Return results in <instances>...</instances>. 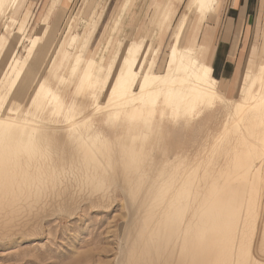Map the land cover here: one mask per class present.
Instances as JSON below:
<instances>
[{
  "label": "bare ground",
  "instance_id": "obj_1",
  "mask_svg": "<svg viewBox=\"0 0 264 264\" xmlns=\"http://www.w3.org/2000/svg\"><path fill=\"white\" fill-rule=\"evenodd\" d=\"M26 2L0 0V21L8 15L6 30L19 23L8 35L0 30V48L26 38L30 53L44 39L52 7L40 19V33L27 38L29 10L17 19ZM128 3L99 53H84L93 29L85 36L69 32L56 46V61L66 59L70 77L80 73L78 89L89 92L86 98H75V108L65 99L68 89L61 88L68 77L56 72L58 85L52 87L42 78L29 109L11 105L8 96L19 84L27 58L16 54L0 65V233L27 230L41 223L50 207L81 198L112 209L114 187L119 185L129 209L120 264H239L238 236L257 248L264 242V157L256 153L257 146H264V50L260 53L256 43L251 46L236 93L226 94L199 41L202 26L221 0H189L164 70L158 68L154 38L146 35L126 45L120 40L107 60ZM171 10L167 7L165 19L171 18ZM193 12L198 19L193 37L186 41ZM69 47L78 49L72 54ZM201 93L215 94L239 108L218 103L208 108ZM213 113L221 124L212 134L214 141L196 143L194 131L213 120ZM109 128L107 135L104 130ZM220 170L224 172L212 173ZM97 183L103 184L102 192ZM240 184L247 188L240 189Z\"/></svg>",
  "mask_w": 264,
  "mask_h": 264
},
{
  "label": "rangeland",
  "instance_id": "obj_2",
  "mask_svg": "<svg viewBox=\"0 0 264 264\" xmlns=\"http://www.w3.org/2000/svg\"><path fill=\"white\" fill-rule=\"evenodd\" d=\"M67 1L69 2L64 5L62 4L64 0H62L61 3L58 0H27L21 12L17 14V19L20 20V18L24 16L22 13L25 14L27 9L29 10L27 22L25 23V35H27L28 38L40 33L43 24V21L40 19L44 12H47V10L52 7V14L49 16L46 24V26L48 25L49 31L47 30V33L43 36L44 39H41L39 46L37 45L36 48H34V53L32 51L29 53L26 49L29 45V41H27L26 38L21 44L13 41L12 47L0 48V65H7L16 54L23 59L27 58L19 84L8 96L7 100L10 98L12 99L11 105L21 106L23 110L29 109V99L42 78L47 77L48 83L52 85V87L58 85L55 72L59 75L68 77L61 88L63 90L67 88L70 96L83 99L89 95L87 90L78 89L80 73L72 78L68 71L69 62L66 59L62 61V63L61 61L59 62V60L56 61L55 55H57L60 49V47L56 46L60 41L62 42L67 39L66 36L71 32L75 31L74 33L78 32L82 34L81 36H85L93 29L95 32L92 41L89 48L85 49L84 53L87 56L90 53H99L104 46L105 37L111 30L113 24H115V20L127 0ZM128 1L126 13L120 21L117 31L114 33V40L107 54V60L111 59L114 51L119 46L120 40L125 42L126 45L129 40L138 39L146 35L147 37L150 36L154 38L153 48L156 49L158 53V68L161 71L164 70L167 52L173 41L175 27L184 14L188 12L189 0ZM158 2H160L161 5H159ZM249 3L248 16L244 27L246 30L245 33H243L242 44L244 47L242 51L244 61L245 58H248L251 46L255 43L258 44L260 53H263L264 50V28L262 27L264 25V17H262L261 21L258 19L261 12L262 0H252ZM231 5H233V0H221L218 11L212 14L202 26L199 34V41L200 43L208 45L205 47L204 52L210 53L211 43L216 42L219 38L230 40V38L234 36L236 43L242 41L240 40V33L238 32L233 35L231 33V28L232 26L240 25V23L238 24V18L240 13L241 15L245 13L244 7L241 3L238 7V11L230 13L228 8ZM169 6H171L172 9L170 12L171 18L168 17L165 19V11ZM162 11H164V13ZM241 15L240 18L243 17L244 19L245 15ZM6 16L8 15L1 16L0 30L8 35L7 30L19 29V23L18 21L14 22V25L6 30ZM227 18L231 19L228 20ZM197 19V13L193 12L189 14L188 25L185 30L186 41L193 37ZM8 23L12 22L8 21ZM135 26L136 29L134 28ZM225 26H229V28L225 30L226 32L217 35V32L221 31L222 27ZM261 27L262 30L260 32ZM15 46L17 49L13 54ZM79 46L80 45H78V47ZM78 47H69V50L72 54H75ZM36 52L37 54H35ZM55 62L61 63V65L56 66L54 71H51L50 68H52ZM244 68L245 64L242 66L240 73H243ZM28 78L29 80H27ZM239 78L231 83L232 91L236 89ZM221 87L226 94L231 96L234 95V93L227 91L222 81ZM96 107L97 105H92L91 109ZM32 109H34V107ZM212 115L213 120L206 124L201 130L194 131L192 138L196 143L214 141L212 134L220 129L221 124L217 118H214L215 114L213 113ZM256 153L257 156L264 157V146H257ZM252 154L253 153H247L246 156H251ZM223 172L224 171L220 170L213 171L212 173L219 175ZM239 186L240 189L247 188V186L243 184ZM114 190L115 199L112 201V209L104 205L95 207L90 199L81 198L74 203L66 202L61 207L57 205L52 206L54 208L50 207L51 211H47L49 215L43 217L41 223L27 230L13 228L5 231V233H0V264H120V259L124 251L122 227L126 221H128L129 209L123 188L119 185H115ZM102 191L103 190H100L99 192Z\"/></svg>",
  "mask_w": 264,
  "mask_h": 264
},
{
  "label": "crops",
  "instance_id": "obj_3",
  "mask_svg": "<svg viewBox=\"0 0 264 264\" xmlns=\"http://www.w3.org/2000/svg\"><path fill=\"white\" fill-rule=\"evenodd\" d=\"M250 1L252 0H233V5H231L228 8L230 13H235L236 11H238V7L241 5V3L243 4L245 13L242 15H245L244 19L243 17L240 18V15H241L240 13L239 18H238L239 19L238 24L240 23V25L232 26L231 28L232 30L231 33L233 35H235L238 32L240 33V40L242 41L240 43L239 42L236 43L234 36L230 38V40L219 38L217 39L216 42L211 43L210 53H208L209 58H210V63L213 67V74L219 80L223 82L228 92L234 93V94L236 93V90L232 91L231 83L240 77L241 68L245 64L243 62L244 58L242 56V51L244 50V47L242 46V44H243V33H245V30H246L244 27L246 25L245 22L248 16V9L250 6V3H249ZM263 3H264V0H262L261 12L258 17L259 21H261L262 17H264V7H263L264 4ZM227 19L229 20L231 18H227ZM227 28H229V26L222 27L221 31L217 32V35L223 32L225 33L226 32L225 30H227ZM205 46L207 47L208 45L205 44Z\"/></svg>",
  "mask_w": 264,
  "mask_h": 264
},
{
  "label": "snow or ice",
  "instance_id": "obj_4",
  "mask_svg": "<svg viewBox=\"0 0 264 264\" xmlns=\"http://www.w3.org/2000/svg\"><path fill=\"white\" fill-rule=\"evenodd\" d=\"M145 79H147V77H145ZM41 87H44L43 85ZM115 91V89L113 90ZM143 91V86H141V92ZM201 95L204 98V106H207L208 108H214L217 103L220 106H226L229 109H231L232 107H236L237 109L239 108V105H233L230 101L223 99L219 96H216L215 94H213L212 96H207L206 93H201ZM59 99V98H57ZM65 99L72 105L73 108H75L76 106V100L75 97L72 96H67L65 97ZM111 99V98H109ZM35 103V102H33ZM102 103V101H101ZM5 111H7V109H5ZM104 133L107 135L111 134L110 128L109 129H105ZM99 139V137H97ZM223 138H218V140H222ZM262 166H264V160L261 161ZM97 190H100L103 188V184L102 183H97L95 185ZM106 195H111V193H106ZM134 195V193L132 194ZM126 198H128L126 196ZM237 241L240 244V255L242 257V260L239 262V264H264V242H262L259 246V248L252 246V245H248L243 238L241 237H237ZM234 264H236V262H234Z\"/></svg>",
  "mask_w": 264,
  "mask_h": 264
}]
</instances>
